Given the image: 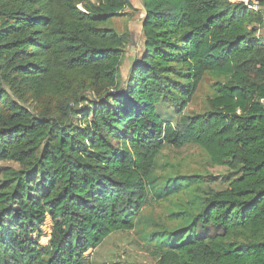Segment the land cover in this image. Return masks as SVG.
<instances>
[{
  "label": "trees",
  "instance_id": "trees-1",
  "mask_svg": "<svg viewBox=\"0 0 264 264\" xmlns=\"http://www.w3.org/2000/svg\"><path fill=\"white\" fill-rule=\"evenodd\" d=\"M142 1L122 80L132 37L111 22L131 0H0V161L18 165L0 183V264H88L146 204L212 183L161 177L164 148L187 145L226 169L222 188L150 230L155 264H264V0ZM206 76L207 109L189 113Z\"/></svg>",
  "mask_w": 264,
  "mask_h": 264
},
{
  "label": "rangeland",
  "instance_id": "rangeland-1",
  "mask_svg": "<svg viewBox=\"0 0 264 264\" xmlns=\"http://www.w3.org/2000/svg\"><path fill=\"white\" fill-rule=\"evenodd\" d=\"M133 8H127L121 15L113 18L111 24L119 31L128 29L131 32V43L127 46L126 58L122 65V80H126L131 64L134 59L141 55L143 51L142 19L144 17L143 1L131 0ZM248 1V0H242ZM214 80L206 76L200 84L192 102L187 107L189 113H201L207 109L206 100L213 94ZM163 113L172 111L171 103L163 102L160 105ZM161 162L164 168L159 171L162 176L172 175H211L209 179L212 183L194 184L187 189H182L172 198L159 203H148L141 210L136 228L128 232H117L109 236L94 252L87 257L88 264H155L157 258L151 256L147 250L149 245L148 234L157 224L166 223L174 225L171 213L183 204V202L193 199L197 186L206 185L214 188H222L223 179L218 174L225 173L224 167H213L209 164L205 152L194 145H187L181 149L166 146L162 151ZM18 167L14 162L0 161V183L4 169Z\"/></svg>",
  "mask_w": 264,
  "mask_h": 264
},
{
  "label": "crops",
  "instance_id": "crops-1",
  "mask_svg": "<svg viewBox=\"0 0 264 264\" xmlns=\"http://www.w3.org/2000/svg\"><path fill=\"white\" fill-rule=\"evenodd\" d=\"M233 1H242V0H233ZM248 1H242V2H246L247 3ZM260 10H263L264 11V5L261 6V9ZM259 35L262 36V37H264V24H263V26L259 30Z\"/></svg>",
  "mask_w": 264,
  "mask_h": 264
},
{
  "label": "built area",
  "instance_id": "built-area-1",
  "mask_svg": "<svg viewBox=\"0 0 264 264\" xmlns=\"http://www.w3.org/2000/svg\"><path fill=\"white\" fill-rule=\"evenodd\" d=\"M253 10L257 11V10H260L261 9V5L259 4H254L252 6H250Z\"/></svg>",
  "mask_w": 264,
  "mask_h": 264
}]
</instances>
